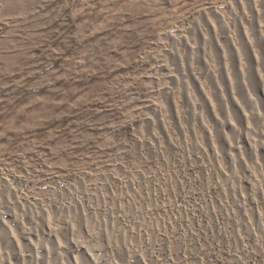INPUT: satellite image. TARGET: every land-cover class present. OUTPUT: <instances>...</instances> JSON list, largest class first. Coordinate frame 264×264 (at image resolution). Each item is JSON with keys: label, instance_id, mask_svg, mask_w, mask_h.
<instances>
[{"label": "rangeland", "instance_id": "1", "mask_svg": "<svg viewBox=\"0 0 264 264\" xmlns=\"http://www.w3.org/2000/svg\"><path fill=\"white\" fill-rule=\"evenodd\" d=\"M0 264H264V0H0Z\"/></svg>", "mask_w": 264, "mask_h": 264}]
</instances>
